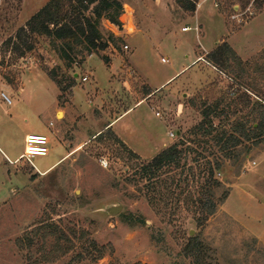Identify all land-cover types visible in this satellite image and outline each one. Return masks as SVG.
<instances>
[{"label":"rangeland","instance_id":"rangeland-1","mask_svg":"<svg viewBox=\"0 0 264 264\" xmlns=\"http://www.w3.org/2000/svg\"><path fill=\"white\" fill-rule=\"evenodd\" d=\"M46 1L0 0V264H195L183 253L193 234L206 246L204 264H264V135L247 142L251 150L239 163L227 162L216 173L222 185L215 198L219 202L228 194L203 224L187 197L197 194L203 181L187 182L179 176L182 168L170 169L160 177L168 182L176 177L170 191L148 193L149 181L139 169L153 157H135L108 133L95 139L149 85H159L224 42L246 65L232 61L222 70L225 76L213 75L198 60L174 82L178 87L156 93L163 117L154 115L150 103L135 114L155 131L165 133V123L169 131L178 130L175 137L165 135L167 146L182 135L199 152L201 137L192 129L203 118L204 102L220 99L222 106H230V121L253 123L247 116L251 105L239 96L249 88L264 98V0H197L195 11L179 0H120L121 29L131 35L142 29L137 41L118 35L103 18L99 28L108 46L92 57L75 43L67 60L62 42L42 34H34L32 50L14 52L8 40ZM85 75L91 76L88 81ZM73 90L84 102L78 103L80 115L53 134L51 128L63 118L62 111L56 118V106H70ZM213 120L216 126L228 125L224 115ZM26 133L47 134L48 155L34 157L33 164L20 158L10 162L1 150L18 157ZM66 149L69 155L45 171ZM194 156L189 154L183 168L196 166ZM92 240L104 248L97 261L92 260ZM80 252L88 257L81 263L76 259Z\"/></svg>","mask_w":264,"mask_h":264},{"label":"trees","instance_id":"trees-1","mask_svg":"<svg viewBox=\"0 0 264 264\" xmlns=\"http://www.w3.org/2000/svg\"><path fill=\"white\" fill-rule=\"evenodd\" d=\"M196 1L179 0L182 7L189 11H195ZM88 11H91L90 14H87ZM122 12L123 3L120 0H49L29 18L24 26L17 30L15 37L8 40V44L14 52L23 55L25 51L33 49L34 34L52 36L62 42L63 57L70 60L72 53H74L75 43L83 44L90 54L95 50L105 49L108 46V40L103 37L99 28L100 21L105 18L121 29L120 15ZM109 38L117 40L113 34H110ZM206 59L220 70L229 68L232 61L241 67L246 65L231 46L225 42L209 52ZM240 69L242 73H246L245 68ZM238 76L241 77L240 74ZM66 88H62V90ZM245 90L246 93L240 95L239 99L244 98L247 106L251 105V110L247 116L255 119L253 123L250 124V120L230 121V106H222L220 99L214 104L204 102L201 109L203 118L192 129L193 134L200 135L199 144L203 151L199 152L190 146L189 142L180 135L177 142L164 148L139 169L140 174L149 181L148 193L151 191L163 194L162 189L164 188L170 191L176 177H170L169 182L160 179L161 173L170 169L182 168L179 176L185 175L184 180L187 182L190 179L203 181L197 194L192 193L187 196L193 203L192 210L199 214V224L207 221L217 211L219 202L224 201L227 197L228 193L225 192L219 202L215 198L216 188L222 185L217 179L216 173L220 172L227 162L232 165L239 163L242 155L248 154L251 150V146L247 142L256 141L257 138L264 135V98L256 94L255 89L251 91L249 88H245ZM250 95H254L255 99ZM237 112L236 109L232 114ZM222 115L228 119V125L221 121L216 126L213 119ZM104 133L110 134L128 148L110 127L106 131L98 133L95 139L102 138ZM129 151L135 157H139L132 150L129 149ZM191 152H195L192 161L196 163V166L190 165L185 169L183 167L188 165V157ZM150 201L155 206L159 205L158 198L155 196H152ZM89 246L96 251L95 256L92 257L93 261L103 257L104 248L94 240ZM86 251L90 253L88 247ZM205 252L206 246L200 236L198 234L190 235L183 248L184 255L192 257L195 264H204ZM86 257L82 252L78 253L77 262L81 263Z\"/></svg>","mask_w":264,"mask_h":264},{"label":"crops","instance_id":"crops-1","mask_svg":"<svg viewBox=\"0 0 264 264\" xmlns=\"http://www.w3.org/2000/svg\"><path fill=\"white\" fill-rule=\"evenodd\" d=\"M48 1H46L37 10H35L33 14H35L38 10H40ZM111 26L113 27L114 31L118 35L124 34L125 38H129L132 41L134 40L137 41V35L139 33H143L142 29H140V30H137L135 34L131 35L125 30L122 31V29L118 28L116 25L111 24ZM92 56L93 54L91 55V57ZM89 59L90 58H88L87 61H90ZM198 60L204 61L206 64L205 67H207L209 71H212L213 75H219V74H222L224 76L226 75L224 71L218 69L216 66L211 64L206 59V57L204 58L203 56H196V58L191 60L190 63H188L187 65H184L181 69H178L174 71L173 73H171L159 85L155 87L149 85L148 87L149 90L146 91L145 94L141 96H137L130 105H128L122 111H120L119 113L115 114L112 118H110V120H108L104 124V127H102V129L110 127L116 133V135L126 144V146L130 150H132L134 153H136L138 156L144 157V158L154 157L157 153H159L160 151H162L164 148L167 147V141L165 139V135L167 134L169 136L168 132H170L169 131L170 128L164 122L165 123V133H161V131L159 130L155 131L151 129L150 126H147L146 121L145 120L143 121V117L140 114L136 115L135 112L143 104L150 103V108L151 110H153L154 115L156 116L155 112L158 111V107H159L158 104L160 103L158 99L156 98V93L158 92L161 93L163 91H166L169 93V91H171L175 87H178V84L176 86L174 85V82L177 79H179L184 73H186L187 69L193 67L194 63L197 62ZM90 74L93 75L92 72H90ZM76 75L77 74H75V76ZM79 102L81 103L83 101H81L80 99L78 100L76 98L75 91L73 90L72 96L70 97V106L69 105H64V106L59 105V103L57 104L56 109H55V116L58 119V113L59 111H62L63 118L60 120L58 119L59 120L58 127H56L55 129L51 128L53 134L57 133L56 131H61L62 126H66L67 123L71 121H75L78 118V116L80 115V111L78 107L81 106V105L79 106L78 104ZM49 124L52 127L54 126V123L52 121ZM176 133L179 134V131L176 130ZM27 134L29 133H26L25 136ZM1 151L5 155L6 159L9 160L10 162L17 161L20 158L21 154L23 153L22 152L15 159H11L3 150ZM68 155L69 154L66 149L64 154L61 155L57 160H55L47 169H45V171H48L52 169L53 167H55L58 163L63 161Z\"/></svg>","mask_w":264,"mask_h":264},{"label":"built area","instance_id":"built-area-1","mask_svg":"<svg viewBox=\"0 0 264 264\" xmlns=\"http://www.w3.org/2000/svg\"><path fill=\"white\" fill-rule=\"evenodd\" d=\"M184 29H190V27H184ZM125 49H129V45H124ZM93 54V53H92ZM162 61H165L163 58ZM89 76L85 75L83 80H88ZM2 97L8 102L11 103L12 100L6 92H2ZM156 116L163 117L160 111L155 112ZM52 124V123H51ZM170 136L175 137L176 133L170 131ZM50 137L47 134H39V133H29L25 136V147L24 151L20 156V159H24L33 164V158L36 156H46L48 155L51 148ZM253 164H256L253 161Z\"/></svg>","mask_w":264,"mask_h":264},{"label":"water","instance_id":"water-1","mask_svg":"<svg viewBox=\"0 0 264 264\" xmlns=\"http://www.w3.org/2000/svg\"><path fill=\"white\" fill-rule=\"evenodd\" d=\"M113 210H114V211H117V210H118V208H115V207H114V208H113Z\"/></svg>","mask_w":264,"mask_h":264},{"label":"bare ground","instance_id":"bare-ground-1","mask_svg":"<svg viewBox=\"0 0 264 264\" xmlns=\"http://www.w3.org/2000/svg\"><path fill=\"white\" fill-rule=\"evenodd\" d=\"M183 30H185V29H183ZM186 30H188V29H186ZM59 115H62V112H59Z\"/></svg>","mask_w":264,"mask_h":264}]
</instances>
